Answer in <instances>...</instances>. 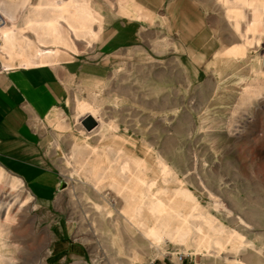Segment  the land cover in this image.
Wrapping results in <instances>:
<instances>
[{
    "label": "rangeland",
    "instance_id": "obj_1",
    "mask_svg": "<svg viewBox=\"0 0 264 264\" xmlns=\"http://www.w3.org/2000/svg\"><path fill=\"white\" fill-rule=\"evenodd\" d=\"M148 1L0 0L2 69L82 59L101 10L131 22L103 75L71 82L39 167L25 181L0 166V264H264V0H187L202 56L173 30L170 7L186 4Z\"/></svg>",
    "mask_w": 264,
    "mask_h": 264
},
{
    "label": "crops",
    "instance_id": "obj_2",
    "mask_svg": "<svg viewBox=\"0 0 264 264\" xmlns=\"http://www.w3.org/2000/svg\"><path fill=\"white\" fill-rule=\"evenodd\" d=\"M51 1L53 0H28L26 6L35 8L42 2L45 8H49ZM161 1L151 0L152 3L148 1L147 5L152 4L153 7ZM57 2L60 4L65 0ZM190 2L182 0L181 3L186 5L179 7L178 1H175L170 7V18L173 21V30L180 34L182 54L191 56L193 45L197 42L198 53L202 56L205 51L202 44L200 45L201 38H197L196 34L197 31L200 32L203 21L201 13ZM188 5L192 13L198 15L195 23L190 24L188 20ZM100 13L103 16L100 47L95 45L82 59H78V54H74L70 55L69 59L59 60L53 66L15 65L8 69H2L0 66V166L13 175L23 177L25 181V169L39 167L43 162L42 149L47 135V130L43 128L50 126L49 123L55 115L61 117L60 114L66 115L69 110L67 102L71 82L79 77L85 80L99 79L100 75H103V67L113 62L112 51L116 48L117 51L123 50L122 46L130 41V21H119L103 10ZM0 16L3 26H6L8 22L1 14ZM193 36L196 41L188 44V41L193 40ZM69 245L71 246L67 244L68 247ZM54 255H58L57 252ZM54 255H49L45 262H49Z\"/></svg>",
    "mask_w": 264,
    "mask_h": 264
},
{
    "label": "bare ground",
    "instance_id": "obj_3",
    "mask_svg": "<svg viewBox=\"0 0 264 264\" xmlns=\"http://www.w3.org/2000/svg\"><path fill=\"white\" fill-rule=\"evenodd\" d=\"M50 58H51V56H50ZM56 117L54 118V119H52V120H57L58 118H59V115L57 114V115H55ZM81 116H83L82 115V113H81ZM156 209V208H155ZM152 210V209H151ZM150 213V212H149ZM154 216V215H153ZM176 223H177V228H178V231H180V232H182L184 229H185V227H186V222L185 221H180V220H177L176 221ZM170 227H171V225H170V218H168L167 220H166V224H165V230L166 231H168V230H170ZM114 229H115V231H116V236L118 237V238H122L121 237V233H120V231L123 229L124 231H126L127 233H128V235L132 238V240H134V241H136V240H138V236H136V234H135V231H134V229L130 226V225H128V224H123V225H121L120 226V224H118V223H116L115 224V226H114ZM178 238V237H177ZM188 246V245H187ZM202 249L203 250H206L207 252H209V250H210V248L207 246V243H198L197 244V246L195 247V249L193 250V252H199V251H202ZM232 250V248H228L227 249V251L228 252H230ZM178 253H180V252H178ZM176 254V253H175ZM182 254H186V253H182ZM188 254V253H187ZM169 255H171V254H169ZM190 255V254H189ZM173 256V255H172ZM175 256V255H174ZM192 256V255H191ZM192 257H195V256H192ZM196 258V257H195ZM203 263V262H202Z\"/></svg>",
    "mask_w": 264,
    "mask_h": 264
},
{
    "label": "built area",
    "instance_id": "obj_4",
    "mask_svg": "<svg viewBox=\"0 0 264 264\" xmlns=\"http://www.w3.org/2000/svg\"><path fill=\"white\" fill-rule=\"evenodd\" d=\"M140 264H205L200 261H196L195 257L189 254L176 253L175 256L167 255L163 259H151Z\"/></svg>",
    "mask_w": 264,
    "mask_h": 264
},
{
    "label": "water",
    "instance_id": "obj_5",
    "mask_svg": "<svg viewBox=\"0 0 264 264\" xmlns=\"http://www.w3.org/2000/svg\"><path fill=\"white\" fill-rule=\"evenodd\" d=\"M85 124L87 125L88 128H91L92 126H94V122L90 118H88V121H86Z\"/></svg>",
    "mask_w": 264,
    "mask_h": 264
}]
</instances>
